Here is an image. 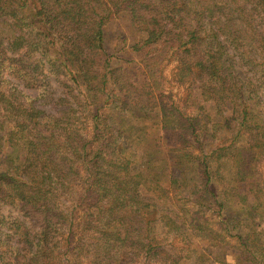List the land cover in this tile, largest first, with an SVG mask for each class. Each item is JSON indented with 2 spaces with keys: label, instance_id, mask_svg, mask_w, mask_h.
I'll list each match as a JSON object with an SVG mask.
<instances>
[{
  "label": "trees",
  "instance_id": "trees-1",
  "mask_svg": "<svg viewBox=\"0 0 264 264\" xmlns=\"http://www.w3.org/2000/svg\"><path fill=\"white\" fill-rule=\"evenodd\" d=\"M120 15L134 29L136 70L113 64L105 51V29ZM167 52L175 83L214 105L220 121L202 112L186 116L156 98V71ZM6 75L26 88L61 76L70 101L58 99L64 108L43 116L31 98L7 87ZM263 86L264 0H0V206L22 219L0 216V228L12 232L0 240V264H82L81 256L84 264H178L152 238L155 220L146 218L151 206L173 199L179 232L186 227L217 241L222 257L214 264H227L230 231L238 252H229L232 264H263L264 225L243 226L236 236L240 220L230 231L220 224L223 237L203 216L208 207L222 209L212 183L224 170L234 204L252 222L264 218L257 177L264 123L256 109ZM150 109L157 127L142 125L130 138L141 147L136 169L132 154L121 153L120 132L100 125V112L140 120L135 113ZM219 131L228 137L220 141ZM169 141L177 174L162 181L152 148ZM167 215L158 218L163 226L174 222Z\"/></svg>",
  "mask_w": 264,
  "mask_h": 264
},
{
  "label": "rangeland",
  "instance_id": "rangeland-1",
  "mask_svg": "<svg viewBox=\"0 0 264 264\" xmlns=\"http://www.w3.org/2000/svg\"><path fill=\"white\" fill-rule=\"evenodd\" d=\"M134 29L129 23L128 19L124 16L120 15L114 19H112L104 32V47L105 51L112 58L113 64L117 66H123L125 69H137L135 66L136 62H138V57L134 55L131 51L132 45V33ZM131 64H129V63ZM174 66L175 62L172 56H170V52H167V55L159 65L158 71H156V79L158 81L157 91L155 92L156 98L163 102L167 106L174 107L178 112H182L186 116H196L201 115V112L204 116L210 118L212 122L220 121V118L216 115V111H214V105L206 103L201 104L200 99L198 98L197 92L192 91L190 88L185 85H178L173 80L174 75ZM125 71V70H124ZM6 81L9 83L7 87H16L22 94L31 98V104L36 110L41 112L43 116L54 115L56 111L63 109L64 102H60L58 104V99L70 101L68 99L69 83L66 82L65 78L61 76L53 77L48 76L47 80L43 83L38 82L37 87L26 88L24 85L15 80L12 77L5 76ZM42 89V90H41ZM260 105L256 108L261 111L262 115L258 117L264 123V86L260 87L259 93ZM198 110V108H201ZM150 112V114H149ZM101 122L100 125H105L111 134L115 132H120L118 134V143L122 144L121 153L123 155L129 156L131 160L135 163L136 169L140 168L138 157L140 156V152H137L136 149L141 148L139 145L133 144L130 142L131 137L138 136L141 131V126L157 127V118L158 113L156 109L146 110L145 113H135V115H141L142 118L136 119L132 114L129 113H114L110 111L100 112ZM42 117V116H41ZM85 124V122H84ZM116 124H122L117 127ZM86 125L88 122L86 121ZM114 132V133H113ZM215 137H218L220 141L226 139L228 137V133L225 131H219ZM212 137H210V132H207L206 137L203 138L202 144L204 151L210 145ZM166 144V143H165ZM168 144L165 147H160L159 149H154L155 152L153 155V166L155 168V172H159L157 174L160 175V179L162 181H166L169 176L175 177L177 172L170 165V154L168 151ZM167 150V151H166ZM219 174L221 177L212 183V189L214 194L216 195L217 201L220 202L223 206L218 214L212 207H208L203 216L206 218L208 223V229L212 232L219 234L220 236H225L226 232L224 231L222 225H226V229L230 231L227 226L236 225V221L240 220L241 228L236 230V236L246 231L245 227L252 225L256 227L257 225H264V218L262 220L254 217L255 220L253 222L248 218L247 212L242 211L234 204V198L231 195H228L232 191V184L229 181V176L226 171L221 170ZM257 177L260 182H264V156L257 167ZM227 190L226 194H223V190ZM172 197V195H171ZM170 198V197H169ZM174 199L171 201H162L157 203L155 207L151 206L153 209L149 211V215L146 217L153 218L155 220V225L153 227L154 237L156 243L162 247V250L166 251L168 255L174 256L179 259L178 264H194L198 256H203L204 264H214L216 263V258H221L222 254L219 252L218 247H215L213 242H217L216 240L210 241L209 233H196L191 229H186L182 232H179L181 227V218L172 215L178 213L177 206H171L170 203L173 204ZM169 203V204H168ZM153 202L152 205H154ZM161 214H168L174 222L163 226L158 221V218ZM167 215V217H168ZM0 216L7 220L17 219L22 221L19 213L8 206H0ZM25 223V222H24ZM245 226V227H243ZM0 228V240L7 236L8 239H12L11 230L8 228ZM231 232V237H228V245L225 246L223 253L227 250V256H225V262L227 264H232V255L238 252L236 250L237 240L233 236V232ZM240 236V235H239ZM153 239V240H154ZM12 246V242L9 244ZM231 251V254L229 253ZM230 254V255H228ZM83 256L80 257V262L82 264L85 263ZM215 258V260H213ZM258 261H261L264 264V256L257 257ZM83 260V261H82ZM77 264V262L75 263Z\"/></svg>",
  "mask_w": 264,
  "mask_h": 264
}]
</instances>
